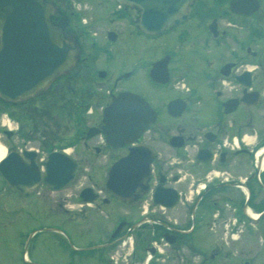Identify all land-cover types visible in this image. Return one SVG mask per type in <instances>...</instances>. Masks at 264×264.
I'll return each mask as SVG.
<instances>
[{
    "label": "flooded vegetation",
    "instance_id": "flooded-vegetation-1",
    "mask_svg": "<svg viewBox=\"0 0 264 264\" xmlns=\"http://www.w3.org/2000/svg\"><path fill=\"white\" fill-rule=\"evenodd\" d=\"M48 1L57 21L67 19L80 56L34 96L0 98V146L19 155L20 166L35 153L43 172L20 193L2 174L13 166L15 176L16 162L0 160V244L13 254L0 255V264H39L27 251L15 254L12 227L25 246L50 223L68 251L55 227L64 218L91 238L59 264H264V0H196L187 19L160 36L142 33L140 12L115 0ZM166 36L170 49L161 55L158 40ZM134 56L161 94L150 99L125 85L134 66L121 60ZM161 60L163 71L152 76ZM124 93L142 97L156 119L134 143L113 145L103 113ZM175 100L186 106L178 117L169 109ZM133 147L153 153L151 173L146 188L122 199L107 186L109 172ZM52 152H67L78 165L59 191L45 182ZM134 182L124 176V192ZM27 226L36 228L25 234Z\"/></svg>",
    "mask_w": 264,
    "mask_h": 264
},
{
    "label": "water",
    "instance_id": "water-1",
    "mask_svg": "<svg viewBox=\"0 0 264 264\" xmlns=\"http://www.w3.org/2000/svg\"><path fill=\"white\" fill-rule=\"evenodd\" d=\"M140 11L139 29L148 35H161L167 27L186 19V12L196 0H116ZM58 11L46 0H0V98L8 103L24 100L47 89L59 76L69 74L79 59L73 36L66 34V19L57 21ZM165 60L158 62L154 72L163 71ZM186 106L182 100L169 105L172 116L178 117ZM155 113L147 102L133 93H124L106 108L103 122L107 141L113 145L132 143L154 122ZM36 154L28 156L31 163L20 166L17 154L4 162L15 161L2 174L9 186L21 193L42 179L35 164ZM153 153H141L133 147L128 157L116 161L109 172L108 188L119 198L140 193L147 187ZM78 171L74 159L62 152H53L46 162V185L60 190L69 185ZM124 176L134 183L124 192ZM137 181V182H136ZM87 192L83 191V194Z\"/></svg>",
    "mask_w": 264,
    "mask_h": 264
},
{
    "label": "rangeland",
    "instance_id": "rangeland-1",
    "mask_svg": "<svg viewBox=\"0 0 264 264\" xmlns=\"http://www.w3.org/2000/svg\"><path fill=\"white\" fill-rule=\"evenodd\" d=\"M106 3H108L109 0H103ZM73 4L76 5V3H78V0H74L72 1ZM141 40V38L139 39V37H136V43H138V41ZM158 43H160L161 45V52L160 54H163V50H169L170 49V41L169 38L166 36L164 38H161L160 40H158ZM123 63L128 62V64L130 66H134V77L125 82V85L132 89L133 91H135L136 93L140 94V95H144L147 98L152 99L153 96L156 93L161 94V92L157 91V89H154L153 86H151V82L149 81V79L147 78V75L143 74L141 71H139V69L136 67L135 62L137 63V57H123V59L121 60ZM114 65H116L115 63H113ZM135 64V65H134ZM3 123H5L3 121ZM66 123H67V119H66ZM32 147H36L35 145H31ZM89 167V163L86 164ZM90 169V168H89ZM81 184L78 182L76 183V186H80ZM76 191L75 188L72 190H66L65 194H71L72 192ZM73 206V204H72ZM73 208V207H72ZM73 210V209H70ZM69 216H66L68 219L73 220V221H78L81 220L78 216L74 217L71 216V214H66ZM83 218V217H82ZM86 221H88V223H91V219H85V223L83 222V224L79 225V226H84L86 225ZM55 227L58 226V230L57 232H61V236L64 237V241L68 243V246L70 245L71 248L67 251L64 247V245L61 242V239L59 236H57V234L55 235V232L51 231V230H47L46 228H51V224L47 223V225L43 228V230H38L35 235H32L31 232L30 235L28 236V238L26 239V245L23 246V244H21V240H18V233L13 231V227L9 230V228L6 230H2L4 235H11V236H15V242L14 247L16 249L15 254H18V256L20 257V259L22 258V254L25 253L26 251L29 253H31L33 255V259L34 261L38 262L39 264H59L60 259H69V256L71 252V249L73 248V245H77L78 247H83V246H87L90 241L91 236L88 235H82V233L80 232V228L76 225L78 224H74L69 222L67 219H62V220H56L55 221ZM34 224V223H33ZM88 227V226H87ZM85 227V228H87ZM36 227L34 226H27L25 229L22 228V231H24L23 233L28 234L31 230L35 229ZM83 228V229H85ZM31 240V241H30ZM30 241V243H29ZM98 241V238H94V240L92 241V244L96 243ZM79 249V248H78ZM9 250L4 247L3 243L0 244V255L3 256L5 255V257H11V255H13L12 253L8 252ZM14 254V255H15ZM7 255V256H6ZM19 260V259H18ZM70 260V259H69ZM12 261L11 264H17V262ZM83 264V263H82ZM96 264V263H94Z\"/></svg>",
    "mask_w": 264,
    "mask_h": 264
},
{
    "label": "bare ground",
    "instance_id": "bare-ground-1",
    "mask_svg": "<svg viewBox=\"0 0 264 264\" xmlns=\"http://www.w3.org/2000/svg\"><path fill=\"white\" fill-rule=\"evenodd\" d=\"M261 154L262 156H264V150L258 153V155H261ZM5 155H6V150L2 146H0V160H2L5 157Z\"/></svg>",
    "mask_w": 264,
    "mask_h": 264
}]
</instances>
